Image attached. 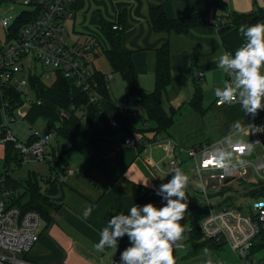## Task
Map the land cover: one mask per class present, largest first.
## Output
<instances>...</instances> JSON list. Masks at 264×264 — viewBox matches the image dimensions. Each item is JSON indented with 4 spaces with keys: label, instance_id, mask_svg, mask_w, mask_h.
Returning a JSON list of instances; mask_svg holds the SVG:
<instances>
[{
    "label": "crops",
    "instance_id": "obj_1",
    "mask_svg": "<svg viewBox=\"0 0 264 264\" xmlns=\"http://www.w3.org/2000/svg\"><path fill=\"white\" fill-rule=\"evenodd\" d=\"M223 1L229 13L251 14L264 9V0ZM157 6L168 19L183 18L210 7L209 23L182 34L154 31L149 10ZM70 9L72 17L65 23L67 37L70 42L80 43L88 36L94 37L97 47H94L93 57H104L102 51L110 49L104 27L113 23L118 26L121 46L131 53L137 86L143 94L151 93L154 88L156 51L164 44L169 47L170 83L162 109L174 113L167 133L152 130L154 124L146 121L136 95L126 92L119 74L114 73L120 80L114 83L112 73L98 70L111 74L112 78L107 99L96 103L93 143L74 134L62 138L51 131L54 143L51 144L50 138L45 161L50 159L51 153L60 155L65 162L64 172L50 168L44 176L35 172L43 180L41 191L51 211L49 220L42 221L38 241L26 258L36 264H113L128 246L126 235L119 239L117 249L106 247L99 252L93 245L111 216L120 211L127 214L134 203L160 204L156 189L171 178L165 141L175 142L174 169L182 170L188 160L186 150L194 145L218 144L226 138L248 142L249 125L264 117V109H258L255 114L246 113L238 100L221 106L215 104L214 88L228 79L217 67L216 58L222 49L234 53L244 43V37L229 23L225 13L214 5L209 6L207 0H71ZM90 66L96 69L92 61ZM199 71L203 73L201 80L195 77ZM69 92L71 98L79 95L74 86H69ZM195 94L200 95L196 107L190 104ZM108 118L117 120L119 127H112ZM38 119L44 118H37L33 123ZM45 124L46 132L40 134L48 132L46 120ZM128 137L137 142L126 145L124 139ZM28 139L27 134L23 141ZM196 188V181L188 176L186 209L203 204ZM87 207L92 211L85 217Z\"/></svg>",
    "mask_w": 264,
    "mask_h": 264
},
{
    "label": "built area",
    "instance_id": "obj_2",
    "mask_svg": "<svg viewBox=\"0 0 264 264\" xmlns=\"http://www.w3.org/2000/svg\"><path fill=\"white\" fill-rule=\"evenodd\" d=\"M15 1L0 0L5 4ZM70 4L71 0H22L21 10L15 15L0 12V109L5 118L0 125V143H11L23 163L28 157L45 160L51 138V132L40 134L33 129L28 135L34 140L30 143L21 141L8 127L7 118L10 122L25 120L32 106L42 103L37 93L39 86L31 79L37 78L48 84L50 79L52 82L60 75L69 86L76 87L79 94H88L90 103L103 99L88 59L94 53L96 39L88 36L81 43L67 41L65 23L72 17ZM112 28L117 29V26L112 25ZM195 77L201 80L203 73L199 71ZM111 78V74L104 77L107 89ZM215 104L224 105L217 103V99ZM75 109L74 106L69 110L59 109V120L66 119ZM79 111H84V107L80 106ZM108 122L112 127H119L115 119L108 118ZM248 133V142H233L230 138L218 144L203 142L187 149L186 154L191 161V178L197 183L196 193L203 198L202 206L206 208L198 222L201 236L219 247L231 248L239 264H264V204H259L264 200V117L250 123ZM136 142L133 137L124 139L126 145ZM255 146L260 148V156L253 153ZM164 147L171 173L177 161L176 145L174 141L166 140ZM217 149L230 153L237 161L243 159L245 164L233 163L230 155L227 166L218 167L213 159L219 154ZM248 168L260 183L255 185L257 193L261 191L254 197L248 193L247 197H252L249 209L237 206L230 199L216 204L209 202L207 195L218 192L226 181H244V172ZM12 194L0 172V264H36L26 255L38 241L42 219L36 211H22L13 205ZM227 202L231 204L225 205ZM241 210L245 211L244 216ZM183 247L178 241L173 244V248Z\"/></svg>",
    "mask_w": 264,
    "mask_h": 264
},
{
    "label": "trees",
    "instance_id": "obj_3",
    "mask_svg": "<svg viewBox=\"0 0 264 264\" xmlns=\"http://www.w3.org/2000/svg\"><path fill=\"white\" fill-rule=\"evenodd\" d=\"M207 4L214 5L226 14L229 23L239 33L241 26H249L257 22H264V9H258L251 14L229 13L225 7L223 0H207ZM210 7L205 10L196 11L186 17L178 19H168L160 6L153 7L149 10V19L154 31H173L177 34L187 32L190 28L206 25L209 23L208 14ZM117 24V23H115ZM113 24L104 27L107 39L110 43L109 50H103L102 53L106 58L111 73H117L125 83L126 92L129 95H136V100L144 109L146 121L154 124L153 131L159 133L168 132L173 124V113L165 112L162 109V100L166 89L170 83L169 69V47L164 44L156 51L155 72H154V88L149 94H143L137 86V71L133 65L131 53L125 51L121 46V33L117 29L112 28ZM240 34V33H239ZM97 45H95V48ZM106 74L93 69L94 79L98 82L99 91L103 98L107 99ZM31 82L38 84V97L41 99L40 105H34L28 112L26 119L33 123L37 118H44L48 124V131L55 132V136L66 138L70 135H77L87 142L93 143L92 122L96 115V103H90L88 94H79L75 98H71L69 94V83L62 76H56L50 84H44L40 79L33 78ZM200 95L195 94L190 104L194 107L199 105ZM76 107L70 116L63 121L59 120L58 110H69L70 107ZM80 106L84 107V111H79ZM60 123V126H55ZM126 125V123H125ZM34 138L29 137L28 142ZM50 170L59 169L64 172L65 162L60 155L51 153L50 160H46ZM1 177L7 188L12 190L13 205L22 211L33 210L39 213L42 221L49 220L51 208L47 203V199L43 196L40 182L43 181L38 174L31 171L25 179H12L9 177V166L13 164L15 168L22 165V158L13 148L11 143H6L5 156L2 159ZM257 192V191H255ZM259 192V191H258ZM261 191L257 194L259 195ZM255 195V196H257ZM204 206H196L185 210L184 218L181 223L187 226L190 238L201 237L198 230V222L205 214ZM214 247H219L211 243Z\"/></svg>",
    "mask_w": 264,
    "mask_h": 264
},
{
    "label": "clouds",
    "instance_id": "obj_4",
    "mask_svg": "<svg viewBox=\"0 0 264 264\" xmlns=\"http://www.w3.org/2000/svg\"><path fill=\"white\" fill-rule=\"evenodd\" d=\"M238 31L244 37V43L234 53L222 49L216 58L217 67L228 79L222 86H216L213 94L217 103L238 100L246 113L255 114L258 109H264V22L241 26ZM217 151L219 154L213 158L215 164L226 167L231 154ZM238 163L243 166L245 161L241 159ZM170 174L171 178L156 189L159 205L134 203L127 214L120 211L111 216L107 226L100 230L99 240L93 245L99 252L106 247L117 249L119 239L125 235L128 238V246L120 252L119 261H113V264H175L173 244L184 232L181 221L187 208L185 186L188 176L179 168ZM259 204H264V200ZM91 211V207L85 208V217ZM204 264L220 262H214L209 255Z\"/></svg>",
    "mask_w": 264,
    "mask_h": 264
},
{
    "label": "rangeland",
    "instance_id": "obj_5",
    "mask_svg": "<svg viewBox=\"0 0 264 264\" xmlns=\"http://www.w3.org/2000/svg\"><path fill=\"white\" fill-rule=\"evenodd\" d=\"M22 0H16L14 4H5L4 2H0V12H5V14L15 15L19 10H21L20 2ZM0 36H2V28L0 27ZM67 41L70 43L69 38L67 37ZM93 53L88 56V59L93 62L96 70H100L101 72L111 73L109 65L105 58L102 55L98 57H93ZM113 74L112 81L115 83L119 80V76L117 74ZM120 81V80H119ZM51 79L48 81L50 84ZM47 83V82H45ZM8 121L9 129L14 133V136L23 141L24 137L28 134V132L33 129H37L40 133L45 131V120L38 119L35 123H31L28 119L25 120H16V122H10L9 118L6 119ZM5 122L4 114L0 109V125ZM54 140V137H52ZM51 138V144L54 143ZM248 138H246L247 140ZM5 148L6 143H0V160H2L5 156ZM253 153L256 156L261 155V150L258 146H255L253 149ZM252 159V158H250ZM231 160L233 163H237L238 161L231 155ZM2 161H0V172L2 169ZM191 161L185 160L182 171L191 177V173L189 171ZM49 170V164L45 161H36L34 159L27 158L25 163L18 168H15L13 164L9 166V177L12 179H25L29 172L34 171L39 173V175H47ZM206 176V174H204ZM244 181L237 180H229L225 182L218 192L209 193L207 195L209 202L211 204L224 202L226 199H230L234 201L237 206H244L247 209L250 208V204L252 201V197L248 198V193L251 196H255L258 193L256 191V186L258 183L256 182V177L252 173L251 169L248 168L244 172ZM45 178V177H43ZM260 185V183L258 184ZM203 205V204H202ZM201 205V206H202ZM206 209V208H205ZM184 225V232L182 233L181 238L178 240L180 244H182L183 248H173V256L175 259V264H204V261L209 258V255L213 259V261H219L220 264H239V259L236 254L229 248L228 246H220L214 247L211 242L205 238H190L187 233L188 227ZM207 250V253H206Z\"/></svg>",
    "mask_w": 264,
    "mask_h": 264
},
{
    "label": "water",
    "instance_id": "obj_6",
    "mask_svg": "<svg viewBox=\"0 0 264 264\" xmlns=\"http://www.w3.org/2000/svg\"><path fill=\"white\" fill-rule=\"evenodd\" d=\"M226 182H227V181H226ZM230 204H231V202H227L225 205L228 206V205H230ZM233 207H234V206H233ZM240 213H241L243 216L245 215V211H243V210H241Z\"/></svg>",
    "mask_w": 264,
    "mask_h": 264
}]
</instances>
